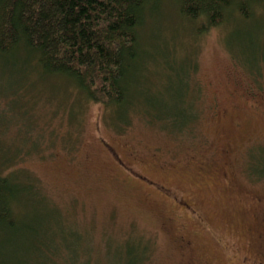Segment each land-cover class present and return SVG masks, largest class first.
<instances>
[{
    "label": "rangeland",
    "instance_id": "374dc122",
    "mask_svg": "<svg viewBox=\"0 0 264 264\" xmlns=\"http://www.w3.org/2000/svg\"><path fill=\"white\" fill-rule=\"evenodd\" d=\"M163 2L119 106L1 57L0 172L34 191L0 263L264 264V4L198 34Z\"/></svg>",
    "mask_w": 264,
    "mask_h": 264
},
{
    "label": "trees",
    "instance_id": "16d2710c",
    "mask_svg": "<svg viewBox=\"0 0 264 264\" xmlns=\"http://www.w3.org/2000/svg\"><path fill=\"white\" fill-rule=\"evenodd\" d=\"M163 1L0 0V59L17 51L29 59L35 57L45 74L67 76L89 101L119 106L129 97L131 71L141 53L139 27L147 15L158 11ZM174 2L180 17L192 24L200 22L198 34L228 22L237 23L233 19L236 15L237 20L253 18L255 10L264 4V0ZM25 62L26 59L24 62L20 59L16 64L22 66ZM197 90L200 91L199 87ZM253 167L258 168L256 164ZM258 172L264 174V168L260 166ZM33 191L29 180L21 181L0 172V240L16 233V222L23 216L22 201L29 200ZM26 243L35 246L30 241ZM5 244L0 242V250ZM128 245L120 250L124 252V264H136V261L141 264L143 258L136 260L138 256ZM32 246L24 250L30 252ZM92 252L90 246L89 254L85 252L86 261L100 264L103 255L93 259ZM9 253L12 254L6 253L12 260L9 264H21L18 255L11 257ZM102 264H106V259Z\"/></svg>",
    "mask_w": 264,
    "mask_h": 264
},
{
    "label": "flooded vegetation",
    "instance_id": "af4514ba",
    "mask_svg": "<svg viewBox=\"0 0 264 264\" xmlns=\"http://www.w3.org/2000/svg\"><path fill=\"white\" fill-rule=\"evenodd\" d=\"M260 200V199H259ZM258 264H262L261 262H259Z\"/></svg>",
    "mask_w": 264,
    "mask_h": 264
}]
</instances>
